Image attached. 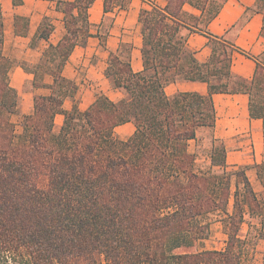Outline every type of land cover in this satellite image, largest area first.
<instances>
[{"label": "trees", "instance_id": "obj_1", "mask_svg": "<svg viewBox=\"0 0 264 264\" xmlns=\"http://www.w3.org/2000/svg\"><path fill=\"white\" fill-rule=\"evenodd\" d=\"M187 1L169 0L167 14ZM163 12L140 13L143 71L131 73L126 64L117 77L108 70L126 99L102 97L82 113L74 108L56 133L53 119L67 93L39 98L19 134L0 14V264H241L243 213L262 215L264 206L241 171L242 187L232 194L222 149L221 173L199 174L187 143L199 127L213 125L214 93H247L250 117L264 122V58L250 84L231 89L235 48L209 37L212 54L199 65ZM176 80L204 82L208 95L166 97L164 85ZM126 122L135 132L118 141L113 129ZM258 173L264 180V164ZM215 212L223 214L225 250L177 252L207 238L209 223L201 220Z\"/></svg>", "mask_w": 264, "mask_h": 264}, {"label": "crops", "instance_id": "obj_2", "mask_svg": "<svg viewBox=\"0 0 264 264\" xmlns=\"http://www.w3.org/2000/svg\"><path fill=\"white\" fill-rule=\"evenodd\" d=\"M86 1L0 0L2 54L9 62L8 85L16 93L12 119L22 122L32 114L36 99L64 92L67 96L53 119V131L57 133L74 108L82 113L102 97L114 104L126 99L125 89L114 87L107 73L111 70L119 77L126 64L131 73L143 71L139 21L143 10L164 11L165 24L178 27L176 38L182 39L199 65L207 63L212 54L209 37L231 44L235 48L230 52L231 89L239 82L250 84L264 57V0H190L173 16L167 14L169 0H92L84 15ZM66 49L69 53L64 57ZM163 90L168 98L182 93L208 95L207 84L199 81L176 80L166 83ZM211 99L213 125L199 127L196 137L205 130L219 144L224 168L231 174L232 194L237 185L242 187L236 174L241 171L264 206L260 201L264 199V180L258 173V166L264 164V122L250 117V98L245 92L214 93ZM134 132V124L126 122L113 129V136L127 141ZM232 211L231 197L227 212ZM255 216L264 223L263 214L243 213L236 235L243 250L248 230L244 226L253 223ZM227 242L223 222L213 220L207 238L177 252L223 251Z\"/></svg>", "mask_w": 264, "mask_h": 264}, {"label": "rangeland", "instance_id": "obj_3", "mask_svg": "<svg viewBox=\"0 0 264 264\" xmlns=\"http://www.w3.org/2000/svg\"><path fill=\"white\" fill-rule=\"evenodd\" d=\"M264 58V57H263ZM15 126L16 133H21L22 122L11 118ZM188 152L194 159V170L199 174H220L221 167L218 166L221 159L219 144H215L210 138L209 133L205 130L200 131L194 141L187 143ZM216 149V150H215ZM215 156V158H214ZM215 163V164H214ZM264 205V199L260 200ZM264 215V213H263ZM223 214L215 212L209 214L201 220L202 222L211 223L213 220H221ZM264 217V216H263ZM253 223L249 222L244 226L247 230L246 240L244 241V250L242 252L241 264H264V223L257 216L254 217ZM209 233V232H208ZM99 264H106L103 260Z\"/></svg>", "mask_w": 264, "mask_h": 264}]
</instances>
